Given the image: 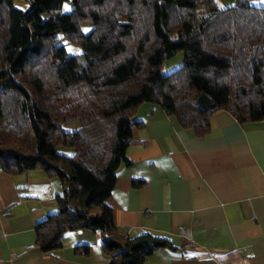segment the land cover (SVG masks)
I'll return each instance as SVG.
<instances>
[{
  "label": "trees",
  "instance_id": "trees-1",
  "mask_svg": "<svg viewBox=\"0 0 264 264\" xmlns=\"http://www.w3.org/2000/svg\"><path fill=\"white\" fill-rule=\"evenodd\" d=\"M25 1L0 0V170L42 169L59 180L57 209L35 224L36 245L50 252L67 232L87 228L100 234L107 264H143L155 249L175 248L150 232H116L106 203L116 170L127 162L132 130L144 124L145 105L198 135L222 109L240 123L264 120V5ZM66 43L80 52L67 53ZM178 52L182 64L163 74ZM71 122L75 128L65 130ZM76 251L86 255L89 247Z\"/></svg>",
  "mask_w": 264,
  "mask_h": 264
},
{
  "label": "crops",
  "instance_id": "crops-1",
  "mask_svg": "<svg viewBox=\"0 0 264 264\" xmlns=\"http://www.w3.org/2000/svg\"><path fill=\"white\" fill-rule=\"evenodd\" d=\"M138 118L106 203L120 235L150 232L175 247L143 264H264V120L240 123L222 109L198 135L156 105ZM60 189L42 169L0 170V264L108 263L100 234L87 228L50 252L36 245L35 224L57 209Z\"/></svg>",
  "mask_w": 264,
  "mask_h": 264
},
{
  "label": "rangeland",
  "instance_id": "rangeland-1",
  "mask_svg": "<svg viewBox=\"0 0 264 264\" xmlns=\"http://www.w3.org/2000/svg\"><path fill=\"white\" fill-rule=\"evenodd\" d=\"M215 1L219 7H224V6L232 4V0H215ZM250 2L253 5H264V0H250ZM14 3L17 7L18 6L23 7V4H25L26 1L25 0H15ZM70 7H71V4L69 2H65L62 7V11L67 12L70 10ZM88 29H89V25L84 26V31H87ZM65 41H66V38H63L61 43H65ZM65 48H66L67 53L69 54L77 53V52H80L81 50L79 45L72 44V43H66ZM182 59H183V53L178 52L173 57L165 60L162 65V73L167 74L173 71L174 69L178 68L182 64ZM1 88H2V81L0 80V90ZM76 124L77 122H73V123L71 122L69 124H66L64 125V129L72 130L73 128H75ZM57 151L62 154L71 155L74 149L72 147H67V146H58ZM69 234H70V231H69Z\"/></svg>",
  "mask_w": 264,
  "mask_h": 264
}]
</instances>
